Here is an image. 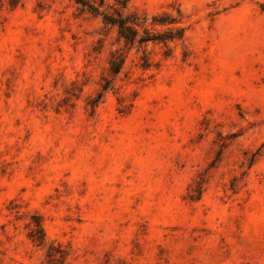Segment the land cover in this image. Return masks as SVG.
I'll return each instance as SVG.
<instances>
[{"label": "rangeland", "instance_id": "obj_1", "mask_svg": "<svg viewBox=\"0 0 264 264\" xmlns=\"http://www.w3.org/2000/svg\"><path fill=\"white\" fill-rule=\"evenodd\" d=\"M103 1L0 0V264H264V0Z\"/></svg>", "mask_w": 264, "mask_h": 264}, {"label": "trees", "instance_id": "obj_2", "mask_svg": "<svg viewBox=\"0 0 264 264\" xmlns=\"http://www.w3.org/2000/svg\"><path fill=\"white\" fill-rule=\"evenodd\" d=\"M77 3L81 4L82 6L86 7L92 13L101 15V18L104 23L114 25L117 28L118 34L125 43L134 44L135 42L142 45L149 41H164L172 40L174 38H180L182 36L183 28L182 27H175L172 31V28L169 29L168 32L164 31L162 33L153 32L148 28H144L143 33L140 34L138 31V27L142 25H146V21L148 17L144 14H139L138 12H133L128 15H123L118 9H112V11L102 10L100 7L104 5V1L100 0L99 3H96V0H75ZM179 15V11H178ZM179 21L178 17H170L169 21L166 19H162L158 16L153 15L151 20L149 21V25L156 26V25H165L168 23H176ZM124 56L121 52L115 51L112 54L111 59L109 60L110 68L109 70L113 74H117L123 64ZM149 57L147 56L144 49H142L141 55V63L140 65L143 67L149 66ZM110 79H105V83L101 85L102 90L106 89L109 86ZM101 96V92L97 93V96L92 99V105H95L96 101ZM41 233V229L39 228L36 230V233ZM35 233V234H36ZM34 236V235H33ZM42 237L38 234L33 237V240L41 242Z\"/></svg>", "mask_w": 264, "mask_h": 264}]
</instances>
